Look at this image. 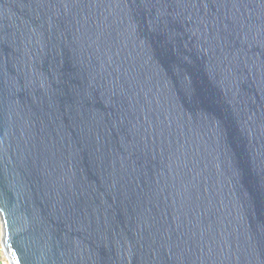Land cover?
<instances>
[{
	"label": "water",
	"instance_id": "obj_1",
	"mask_svg": "<svg viewBox=\"0 0 264 264\" xmlns=\"http://www.w3.org/2000/svg\"><path fill=\"white\" fill-rule=\"evenodd\" d=\"M11 264H264V0H0Z\"/></svg>",
	"mask_w": 264,
	"mask_h": 264
},
{
	"label": "built area",
	"instance_id": "obj_2",
	"mask_svg": "<svg viewBox=\"0 0 264 264\" xmlns=\"http://www.w3.org/2000/svg\"><path fill=\"white\" fill-rule=\"evenodd\" d=\"M1 252L3 253V257L1 260V264H11L9 258L5 255L2 244H1V248H0Z\"/></svg>",
	"mask_w": 264,
	"mask_h": 264
},
{
	"label": "rangeland",
	"instance_id": "obj_3",
	"mask_svg": "<svg viewBox=\"0 0 264 264\" xmlns=\"http://www.w3.org/2000/svg\"><path fill=\"white\" fill-rule=\"evenodd\" d=\"M0 248H1V223H0ZM2 257H3V253L0 250V264H1Z\"/></svg>",
	"mask_w": 264,
	"mask_h": 264
}]
</instances>
